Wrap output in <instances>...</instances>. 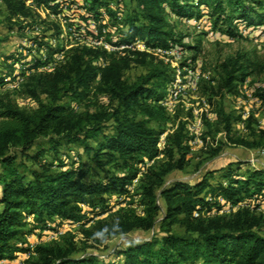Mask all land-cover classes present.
Returning a JSON list of instances; mask_svg holds the SVG:
<instances>
[{
    "label": "trees",
    "instance_id": "16d2710c",
    "mask_svg": "<svg viewBox=\"0 0 264 264\" xmlns=\"http://www.w3.org/2000/svg\"><path fill=\"white\" fill-rule=\"evenodd\" d=\"M246 1L128 0L121 13L109 0H0V24L42 32L29 38L25 53H10L2 61L0 91L24 78L0 92V262L29 251L22 264H264V216L257 211L264 209V168L240 173L228 163L194 184L166 185L168 174L187 166L192 138L183 123L168 132L165 128L173 119L161 101L173 77L156 66L135 80L124 76L132 65L157 59L132 48L136 41L146 47L178 43L167 27L164 6L184 18L204 10L233 36L238 25L259 23L261 16ZM252 1L262 8L263 3ZM63 53L64 59L55 62ZM240 59L221 64L216 85L208 87L210 103L219 94H237L238 83L253 74ZM13 94L33 100L35 107H18ZM99 95L107 102L78 110ZM253 95L264 102L262 92ZM216 118L226 143L264 149V129L253 128L251 115L242 119L219 107ZM239 122L246 135H234L232 125ZM69 144L82 149L86 168L78 157L69 166L68 158L59 155ZM147 161L152 164L145 168ZM113 194L125 195L128 204L112 214ZM244 201L253 210L207 214ZM65 222H82V243L96 247L135 230L157 228L158 234L128 242L114 253L116 260L105 262L82 253L73 234L61 236L62 242L39 241L32 249L25 244L27 233L38 232L41 240Z\"/></svg>",
    "mask_w": 264,
    "mask_h": 264
},
{
    "label": "rangeland",
    "instance_id": "374dc122",
    "mask_svg": "<svg viewBox=\"0 0 264 264\" xmlns=\"http://www.w3.org/2000/svg\"><path fill=\"white\" fill-rule=\"evenodd\" d=\"M109 1L113 8L115 5H119L120 7L117 9L121 13H123L127 5L129 6L128 0ZM258 1L263 3L262 8L255 6L252 0H247L245 3L255 8L257 13H259L261 16L259 23L246 26L238 25L234 30L235 35L233 36L228 35L223 27H220L221 24L215 25L213 19L204 10L201 11V16L184 18L172 14L169 8L164 6L167 27L174 33L175 38L178 40L176 45L181 47L183 51L180 60L174 61L172 57H169V62H164L157 57V59L149 61L146 66L134 64L124 72V76L127 79L135 80L140 74L145 73L147 68L156 66L167 70L169 76L173 77L174 81L175 75L177 74V66L175 64L177 63L178 65V72L183 82L179 85L178 100L172 105V111L166 110L167 114L172 117L173 122L166 123L165 128L168 132L176 127L177 124L183 123L186 131L192 138H190L189 142L190 152L188 154L187 166L182 171H173L168 174L165 177L166 185L174 181L194 184L207 171L218 169L228 163L234 164L233 167L239 169L240 173H243L246 169L264 168V158L258 154L262 149H249L226 143L223 139V134L219 132V119L216 118V111L219 107H222L224 112L241 115L242 119L251 115L253 128L256 130L259 128L264 129V102L258 100L253 95L255 92H262L264 94V0ZM2 15H4L3 8L0 6V17ZM40 34H42L41 28L18 32L16 28L8 29L5 25L0 24V72H3L2 61L5 56L22 50L25 53V47L30 46L29 38L35 35L39 36ZM48 34L50 33L47 32L46 35ZM84 42L85 40H72L71 44H83ZM198 43L200 44L198 54L195 61H191L190 57L195 54L194 47ZM107 46L110 48L109 44ZM139 49L141 48L139 47ZM64 55L65 53L55 56L54 61L58 62L59 60H63ZM237 56H240V61L248 65L249 69L253 70V74L248 76L243 82L238 83L237 94L225 92L222 95L219 94L216 97H212V103H210L208 101V87L209 85H216V80L222 73L221 64L227 58H235ZM23 78L20 77L19 81L21 82ZM193 80L196 82L194 85ZM210 81H212L211 84ZM16 83H9L0 92L11 89L10 86ZM172 84L169 85V90ZM11 97L20 108L32 109L35 107V102L33 100L27 101L28 98L23 95L13 94ZM102 102H107L103 95L92 96L90 100L80 104L78 110L87 108L93 110L96 105ZM232 127L235 136L246 135V131L243 129V122L235 123ZM195 138H198L201 142L193 145L192 142ZM162 140L163 136L161 137ZM218 147L219 151L215 154L214 150ZM59 155L63 158H68L69 166L78 157L84 164L83 168L87 167V159L83 155L82 149L75 144L61 146ZM48 158L51 159V157ZM25 162L26 165L31 166L29 160ZM151 164L152 161H147L145 168ZM134 180L130 186L131 193L137 184L138 177ZM112 199L114 200L112 203V211H110L112 214L128 204V199L125 195L113 194L111 195ZM117 202L121 203L116 204ZM245 203L249 210H253L247 202ZM158 204L163 211V204L160 199H158ZM257 211L261 212L264 216V209H258ZM106 216L107 214L104 217ZM81 223L79 227L78 225L70 227V230L64 231V234L61 236L73 234L77 246L84 251L82 253L95 255L103 262L116 260L113 256L114 253L119 248L125 247L128 242L132 240L144 241L158 234L157 228L151 231L135 230L130 234L109 239L105 242V245L96 247L89 242L87 244L82 243L84 239L82 238L80 228L85 227V225L83 226ZM65 224L66 222L61 226ZM28 228V226L25 227V230H28ZM173 229L175 232L182 231L176 226ZM261 234L264 235V229L261 231ZM37 236L38 232H29L25 235V244L30 249H32L30 245L35 244L39 240ZM61 236H58L55 240L62 242ZM29 255V251L18 253L12 260L3 261L0 264H22L24 259L28 258Z\"/></svg>",
    "mask_w": 264,
    "mask_h": 264
},
{
    "label": "built area",
    "instance_id": "2783aa9c",
    "mask_svg": "<svg viewBox=\"0 0 264 264\" xmlns=\"http://www.w3.org/2000/svg\"><path fill=\"white\" fill-rule=\"evenodd\" d=\"M92 45H99L100 43L98 42H88ZM104 47L107 48L108 50L112 51L115 48L111 47L108 48L107 44H104ZM132 48H137L139 49V47L141 49L139 50H143L146 51L150 54H152L155 57H158L159 59L163 60L164 62H169V57H172L174 59V61H178L180 60L181 56H182V49L181 47H179L176 44H171L169 47H164V46H155V47H146L144 43H142L141 41H136L132 46ZM123 48V46L121 47ZM180 62V61H179ZM177 66V74L175 75L173 84L171 89L169 90L167 96L164 98V100L161 102V105L167 110V111H172V105L174 104L175 101L178 100V96H179V85L183 82V80L180 78V73L178 72V65L177 63L175 64ZM45 68L42 67L41 70H44ZM19 83V80L16 84L11 85L10 87H16ZM196 82L193 80V85ZM27 101H31V99H27ZM76 109V107H74ZM201 141L198 138H195L194 141L192 142L193 145L199 144ZM258 154H260L262 156V158H264V150L262 149ZM135 181V180H134ZM247 204L245 202H239L237 204L234 205H228L225 206L219 210H211L210 212H207L208 215L211 214H230V213H234L240 209L246 208ZM211 213V214H210ZM194 216H198V212H194ZM74 225H78V227L80 226V222H66V224L64 226H60L58 227V229L51 234L46 235L43 239L38 240L36 243H38L39 241H51V240H55L58 236H61L62 234H64V231L66 230H70V227L74 226ZM35 243V244H36ZM31 248L34 246V244L30 245ZM2 263V262H0Z\"/></svg>",
    "mask_w": 264,
    "mask_h": 264
}]
</instances>
